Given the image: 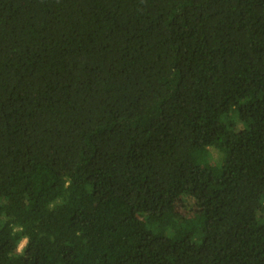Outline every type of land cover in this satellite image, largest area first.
<instances>
[{
  "label": "trees",
  "instance_id": "obj_1",
  "mask_svg": "<svg viewBox=\"0 0 264 264\" xmlns=\"http://www.w3.org/2000/svg\"><path fill=\"white\" fill-rule=\"evenodd\" d=\"M0 264H264V0H0Z\"/></svg>",
  "mask_w": 264,
  "mask_h": 264
},
{
  "label": "rangeland",
  "instance_id": "obj_2",
  "mask_svg": "<svg viewBox=\"0 0 264 264\" xmlns=\"http://www.w3.org/2000/svg\"><path fill=\"white\" fill-rule=\"evenodd\" d=\"M242 124H239V126H241ZM217 153V152H216ZM220 154V153H219ZM218 153L217 155L220 156ZM176 210L178 211V213L184 217V218H189L194 212H195V207H194V203L192 201H178L176 203ZM26 245V241H24L21 244L20 247V251L23 250L24 246Z\"/></svg>",
  "mask_w": 264,
  "mask_h": 264
}]
</instances>
